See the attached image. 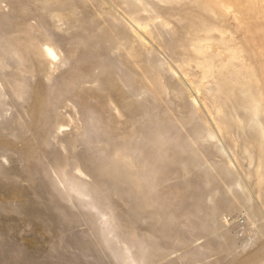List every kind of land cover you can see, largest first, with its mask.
<instances>
[{"label": "rangeland", "instance_id": "1", "mask_svg": "<svg viewBox=\"0 0 264 264\" xmlns=\"http://www.w3.org/2000/svg\"><path fill=\"white\" fill-rule=\"evenodd\" d=\"M258 122L259 4L0 0V264H264Z\"/></svg>", "mask_w": 264, "mask_h": 264}, {"label": "bare ground", "instance_id": "2", "mask_svg": "<svg viewBox=\"0 0 264 264\" xmlns=\"http://www.w3.org/2000/svg\"><path fill=\"white\" fill-rule=\"evenodd\" d=\"M244 3L245 4H247V5H249V7L252 5V3L255 5V4H259V5H261V6H263L264 7V0H244ZM228 4V6H230V4L229 3H227ZM159 17H155V19H151V18H148V21H142V20H137V21H135V22H133V27H134V29H135V33L141 38V39H143L144 40V48H146V49H151V48H153V45H152V40H151V37H150V35H147L148 34V28H149V22L150 21H155V20H157ZM164 26H168V23H166V24H164ZM167 28V27H166ZM145 35L147 36V37H145ZM48 53H49V56L50 57H56L55 56V53L51 50V49H48ZM176 73H178L177 71H176ZM182 75V74H181ZM185 80H184V79ZM177 79H178V81L183 85V87H184V89H186V92H187V96L189 97V98H192V100H193V102L195 103V105H196V107H199V110L201 111V109L203 108V107H201V103L204 101V99H202L201 97H198L197 95L200 93V91L198 90V88L196 87V85L194 84V82H192L191 80H189L188 79V75L187 74H183L182 76H180V75H177ZM177 88V87H176ZM175 88V89H176ZM249 97L250 98H252V102H257L256 101V97H254V95H252V94H250L249 95ZM212 103H214V107L218 110L217 111V113L218 114H223V111L222 110H219V107H217V105L215 104V102L213 101ZM203 104V103H202ZM207 107H209L208 105H207ZM257 113V111L255 110L254 111V115ZM207 116H205L204 117V122L208 125V126H211V122H210V124H209V121H208V119L206 118ZM209 118V117H208ZM236 118H237V116H236ZM215 124V125H218L219 127H218V129L216 130V136L220 139V138H222V137H224L225 135H228L229 133H230V130H231V127L230 126H228V120L226 121V122H224V123H218L214 118L212 119V124ZM257 125H258V127H259V130H260V133H261V136L264 138V129L262 128V126H261V124H260V122H258L257 123ZM221 151H222V154H226V155H228V162H230V163H233V157L235 156V154H231V149L230 150H228L227 148H225L224 146L221 148ZM229 153V154H228ZM109 208V207H108ZM109 211H110V209H109ZM232 213H233V211H232ZM106 214H108V213H104V216H106ZM243 214H245V216L247 217V219L250 221V223L253 225L254 224V221H252V218H251V216L249 215V214H247V212L245 211V212H243ZM242 214V215H243ZM226 216H228V214L227 215H224L223 216V220H224V224L225 225H229V222H228V220H226ZM235 216H237V215H235ZM232 217V216H231ZM211 220V219H210ZM216 220V219H215ZM215 220L213 221V222H215ZM231 220H234L233 218H231ZM232 223H234V222H232ZM214 224V223H213ZM231 224V223H230ZM230 226V225H229ZM238 227V226H237ZM236 226H235V228H237ZM240 228V227H239ZM239 228H237V230L238 231H236V233H240L241 235L243 234V235H245V233L243 232V230L242 229H239ZM246 228H247V226H246ZM242 230V231H241ZM246 232H247V234H248V236L251 238L252 236H251V234L249 233V227L246 229ZM237 235H239V234H237ZM246 246H248V243H245L244 245H243V247L245 248ZM127 253H128V255H129V257L131 258V254H130V251H127ZM137 261V260H136Z\"/></svg>", "mask_w": 264, "mask_h": 264}, {"label": "water", "instance_id": "3", "mask_svg": "<svg viewBox=\"0 0 264 264\" xmlns=\"http://www.w3.org/2000/svg\"><path fill=\"white\" fill-rule=\"evenodd\" d=\"M26 155H28V153H26ZM93 179V178H92Z\"/></svg>", "mask_w": 264, "mask_h": 264}]
</instances>
